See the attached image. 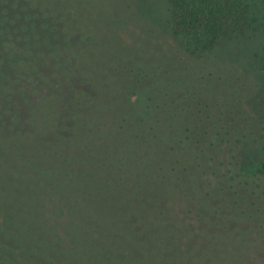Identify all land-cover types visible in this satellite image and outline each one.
Returning <instances> with one entry per match:
<instances>
[{
    "label": "rangeland",
    "instance_id": "1",
    "mask_svg": "<svg viewBox=\"0 0 264 264\" xmlns=\"http://www.w3.org/2000/svg\"><path fill=\"white\" fill-rule=\"evenodd\" d=\"M13 1L22 3V13L28 12L34 17L45 15L52 28H56L43 26V30L76 33V50L71 51V57H63V63L52 64L66 77L56 75L54 81V71L46 69L48 62L43 47L29 51L27 38L30 39L31 35L36 43H46L45 35H38L39 30L34 27L30 15L31 19L28 20L26 15L27 20L19 22L20 27H17L10 9L8 13L4 10L6 14L2 21L13 26L15 35H21L22 51L17 54L16 79L22 78L23 74L27 78L17 85V94L25 99L23 117L29 130L28 138H33L38 135V128L44 133L55 127L59 110L67 108L66 103L57 100V91L62 80L68 79L89 53L87 27L92 16L99 14V7L106 4L103 0ZM134 2L138 14L166 34H171L166 0ZM80 38L84 39L82 44L78 42ZM6 39L11 51L14 42L4 29L3 34L0 33L1 45ZM263 45L264 37L258 31L238 39L222 40L208 57L225 64V72L221 73L220 81L214 79L208 85L206 81L202 82L199 85L202 91L184 96L180 104L188 110L183 111V122L174 121L170 111H150L155 118L150 124L161 122L158 136L151 138L152 133L147 132L148 148L153 146V151L141 146L146 132L136 130L140 124L138 116L119 112L123 110L118 107L111 109L115 112L106 114L109 120L108 143L116 151L115 156L106 154L110 158L104 160L106 173L100 178L94 174V183L85 191H65V199L72 204L62 208L65 216L51 220L54 226L43 220L40 209L7 212L6 221H0V264H218L216 254L220 247L230 250L228 258L248 249L260 248L264 252L260 244L264 241V190L258 188L264 185V180L257 183L234 181L233 173L223 177L230 167L228 163L235 157L246 169L264 162V71L258 59ZM185 81L187 86L190 82L194 86V82L198 84L197 79ZM146 83L151 82L147 80ZM108 86L110 84L105 88ZM108 92H104V111L111 107L108 106L111 102ZM147 112L142 117L149 124ZM171 121H174L175 128L162 135ZM125 122L128 138H124L125 132L122 131ZM213 139L221 143L218 155L226 162V167L219 169L218 180L224 189L220 190V186L214 184L216 180L210 173L202 178L213 191L209 197L203 195L201 207H193L200 215L196 226L198 232L193 234L181 224L180 211L178 214L171 211L166 217L160 208L166 200L174 199L184 191L185 175L192 170L187 153L192 155L194 150L200 151L207 140ZM59 152L64 156L62 149ZM65 157L73 158L66 154ZM208 179L212 180L211 183ZM4 180L7 184L2 191L9 194L3 198L7 196L8 200L16 189H22L40 201L36 190L25 187L27 180L20 181L13 175ZM53 181L57 182L58 178ZM53 197L52 201L56 202L58 197ZM12 202L6 208L17 210V200ZM1 203L5 206L6 200Z\"/></svg>",
    "mask_w": 264,
    "mask_h": 264
},
{
    "label": "trees",
    "instance_id": "2",
    "mask_svg": "<svg viewBox=\"0 0 264 264\" xmlns=\"http://www.w3.org/2000/svg\"><path fill=\"white\" fill-rule=\"evenodd\" d=\"M103 1L106 5L99 7V14L92 16L86 30L90 43L89 53L68 79L62 80L57 91V100L66 103L67 108L59 110L55 127L44 133L38 128L39 133L33 138H28L29 130L26 129L23 117L25 99L17 94V85L27 78L23 74L22 78L16 79L17 54L22 51L21 35H15L13 26L2 21V16L6 14L4 10L8 13L10 9L12 21L17 22V27H20L19 22L24 21L26 15L28 20L32 17L34 27L39 30L38 35H45L42 38H46V43H36L30 35V39L27 38L29 51L34 52L33 49L43 47L48 62L46 69L54 71V81L56 75L66 77L58 73V67L52 64L63 63V57H71V51L76 50V33L43 30V26L56 30L45 15L37 14L34 17L28 12L24 14L22 3L0 1V33L3 34L5 29L14 42L11 51L7 39L5 44L1 45L0 42V221H6L5 214L9 211L40 209L43 220L49 225L52 224L51 220L65 216L62 208L72 204L65 199V191L77 193L91 187L95 181L94 174L100 175V178L106 173V154L115 156V148L108 143L109 120L106 114L115 112L111 109L118 107L123 110L119 112L138 116L140 124L136 130L146 132L141 142L145 150L149 145L147 132L152 133L151 138L153 135L158 136L161 123L150 124L155 119L150 111H170L174 121L183 122V111L188 110L180 104L184 96L189 92L202 91L199 89L202 82L206 81L208 85L214 79L220 81L221 73L225 72V64L208 55L214 52L222 40L238 39L254 31L264 37V0H166L171 31L169 35L138 14L134 0ZM78 42L82 44L84 39L80 38ZM258 59L264 71V45ZM188 78L197 79L198 84L194 82V86L190 82L187 86L185 79ZM31 79L34 80V77ZM147 80L151 83L147 84ZM106 84H110L107 89ZM105 91H109L108 98L111 100L108 105L111 107L106 111ZM146 112L149 114V124L142 117ZM174 121L167 123L162 135L164 132L169 134L170 128H175ZM126 126L127 122L122 126L124 138L129 136ZM220 144L215 139L207 140L200 151L194 150L192 155L184 148L192 165L191 172L185 175L184 191L174 199L166 200L160 208L166 217L170 216L171 211L175 214L180 211L178 215L183 218L181 224L193 234L198 232L196 226L200 218L193 207H201L203 195L209 197L213 191L202 178L210 173L216 180L214 184L220 186V190L224 189L221 182H218L220 167H226V162L218 155ZM60 149L64 151V156L59 152ZM153 149V146L148 148L149 151ZM65 154L73 158L68 159ZM228 165L230 167L223 177L233 173L231 177L234 181L257 183L264 180V162L246 169L241 167L235 157ZM11 175L20 181L27 180L25 187L36 190L40 201L37 196L22 189H16L8 200L7 196L3 198L9 194L2 191L7 184L4 179ZM56 177L57 182L53 181ZM258 188L264 190V185ZM54 195L58 197L56 202L52 201ZM191 199H195V202L192 203ZM3 200H6L5 206L1 203ZM14 200H17L19 208L7 209ZM260 244L264 248V241H260ZM220 248L216 254L218 264H264V252L260 248L245 250L243 254L231 258L227 257L230 250L225 246Z\"/></svg>",
    "mask_w": 264,
    "mask_h": 264
}]
</instances>
